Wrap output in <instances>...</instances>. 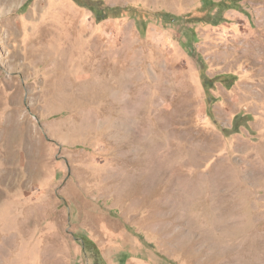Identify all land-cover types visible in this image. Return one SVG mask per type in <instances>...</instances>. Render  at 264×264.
Masks as SVG:
<instances>
[{
    "label": "rangeland",
    "instance_id": "rangeland-1",
    "mask_svg": "<svg viewBox=\"0 0 264 264\" xmlns=\"http://www.w3.org/2000/svg\"><path fill=\"white\" fill-rule=\"evenodd\" d=\"M91 1L0 0V264H264V0Z\"/></svg>",
    "mask_w": 264,
    "mask_h": 264
},
{
    "label": "trees",
    "instance_id": "trees-1",
    "mask_svg": "<svg viewBox=\"0 0 264 264\" xmlns=\"http://www.w3.org/2000/svg\"><path fill=\"white\" fill-rule=\"evenodd\" d=\"M75 1L81 5L89 6L92 10H94V12L99 17L101 16V18L116 17L117 15H119V10L111 8V7L110 8L107 7L105 10L97 12L96 5L91 0H75ZM217 7H218V11L214 17V24L215 25L218 24L222 20L224 11L232 8L231 5L227 4V2H221L217 5ZM162 18L164 19V21H168L170 23H175L177 21V18L171 17L168 14H163ZM205 85L208 87L210 85V81L206 79ZM241 120L249 121L250 119H249V117H243V119H242V117H239L238 121H241ZM239 127H240V124L234 121L233 129H232L231 133H236L237 129ZM224 132H228V131L224 130ZM83 244L85 247L86 246L85 245L86 244L85 239H83Z\"/></svg>",
    "mask_w": 264,
    "mask_h": 264
}]
</instances>
